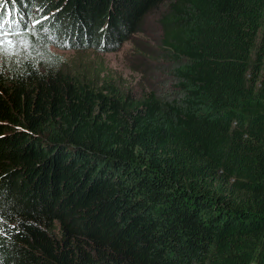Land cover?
Returning a JSON list of instances; mask_svg holds the SVG:
<instances>
[{"label": "trees", "instance_id": "1", "mask_svg": "<svg viewBox=\"0 0 264 264\" xmlns=\"http://www.w3.org/2000/svg\"><path fill=\"white\" fill-rule=\"evenodd\" d=\"M161 4L184 102L35 63L119 48ZM37 5L0 55V264H264V0Z\"/></svg>", "mask_w": 264, "mask_h": 264}, {"label": "rangeland", "instance_id": "2", "mask_svg": "<svg viewBox=\"0 0 264 264\" xmlns=\"http://www.w3.org/2000/svg\"><path fill=\"white\" fill-rule=\"evenodd\" d=\"M11 1L13 2L12 9H21L23 13L25 4L20 1ZM38 3L39 0L31 1L29 10L26 11L27 8L24 10L25 15L14 13L9 16L4 13V19L9 25H12L11 29L5 27L6 30L17 34L22 30L20 34H24L36 25L33 23L34 21L42 22L45 20L44 17H49L46 14L48 7L41 10ZM1 10L0 6V13ZM165 11V6L162 4L150 9L144 16L139 29L131 35L130 39L123 41L119 48L116 47L112 51H102V47L100 49L92 47L82 49L71 40L72 37L70 40L65 39L64 45L58 44L60 47L51 46L49 48L51 60L48 58L43 61V58L36 57L35 63L40 65V69L42 63L45 68L49 65L48 63H52L51 66L55 69L82 73L87 77L94 78L99 86H120L136 97L152 93L153 96L163 97L167 101L184 102L187 97V89L182 87L176 79V68L179 64L177 59L169 53L164 41L166 35L163 31L162 18ZM22 16L23 19H21ZM13 21L20 23L14 24ZM68 22V17L63 16L59 24L63 28V24ZM25 25H27V29H25ZM60 35L57 34L58 39H61ZM33 43L25 41L23 51L28 53L34 46ZM9 48L8 46L7 50ZM2 52H4V46H0V55H3ZM23 54L25 56L24 52ZM19 63L18 60L12 61L11 68L17 67Z\"/></svg>", "mask_w": 264, "mask_h": 264}, {"label": "snow or ice", "instance_id": "3", "mask_svg": "<svg viewBox=\"0 0 264 264\" xmlns=\"http://www.w3.org/2000/svg\"><path fill=\"white\" fill-rule=\"evenodd\" d=\"M3 13H0V46H4V50H7L8 46H11L12 41L7 39L10 35H15L17 33L11 32L9 30H6L5 25H8V29H11L12 25H9L7 20L3 19ZM23 19V16L21 17ZM44 19H47V17H44ZM14 24H19V21H13ZM34 24H39L40 21L36 20L33 22ZM25 29H27V25L24 26Z\"/></svg>", "mask_w": 264, "mask_h": 264}]
</instances>
